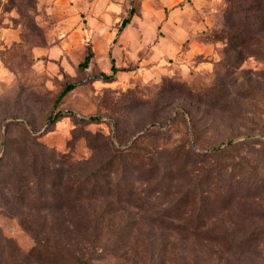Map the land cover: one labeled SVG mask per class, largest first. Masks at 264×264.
I'll return each instance as SVG.
<instances>
[{
    "label": "rangeland",
    "instance_id": "374dc122",
    "mask_svg": "<svg viewBox=\"0 0 264 264\" xmlns=\"http://www.w3.org/2000/svg\"><path fill=\"white\" fill-rule=\"evenodd\" d=\"M212 14L213 49L189 60L187 73H165L151 82L135 75L105 80L79 66L74 69L72 59L66 69L57 57L36 56V47L57 43L58 21L49 6L40 8L38 0H0V27L12 22L24 30L21 41L0 44V184L4 177L22 171L34 181L33 173L22 164L31 162L34 154L38 161L55 154L76 162L79 170H92L122 154L128 166L130 158L138 166L142 156L154 158L158 151L187 152L191 147L209 151L215 146L223 149L218 158L223 167L238 173L241 165L245 176L264 177V0H219ZM243 30L258 33H253V45L237 46L228 36ZM74 81L80 83L59 105L67 114L47 124L65 84ZM91 115L100 119L89 120ZM232 137L236 139L230 145ZM130 171L134 172L131 166ZM37 189L32 184L36 195ZM81 204L82 212L75 207L67 215L89 216L90 212L98 216L96 231L86 233L87 240L77 250L92 256L90 264L138 261L142 255L129 258L120 256L122 251L117 255L110 251L112 238L125 232L129 233L125 250L138 251L144 244L140 232L155 234L151 250L159 263L165 246L154 237H160L161 229L145 226L142 210L118 208L102 216L101 200L84 198ZM230 212L238 224L241 211L226 214ZM213 214L220 217L219 211ZM57 217L66 215L20 203L1 184L0 264H36L29 254L38 241L43 242L37 246L41 252L45 244L56 250L63 246L76 250V237L84 227H61ZM98 232L103 239H92L91 244L89 240ZM103 248L101 255L97 250ZM166 249L172 253L168 264H221L196 243L172 238Z\"/></svg>",
    "mask_w": 264,
    "mask_h": 264
},
{
    "label": "trees",
    "instance_id": "16d2710c",
    "mask_svg": "<svg viewBox=\"0 0 264 264\" xmlns=\"http://www.w3.org/2000/svg\"><path fill=\"white\" fill-rule=\"evenodd\" d=\"M261 29L264 30V26ZM212 31L211 28L204 31L199 39L213 43L215 40L211 39ZM253 33L258 34L256 31L243 30L229 32L228 36L237 46L247 47L248 44L253 45ZM92 56V48L88 44L79 67H88ZM97 75L105 80H112L116 76L115 72ZM79 83L74 81L65 84L47 118V124L67 114L59 105L64 96ZM88 119L98 120L100 117L91 115ZM235 139L236 137H232L227 143L231 145ZM222 151L220 146L209 151H197L193 147L187 152H179L178 149L158 151L154 158L142 156L138 166V161L130 158V166L134 172L130 171L123 154L92 170H84L82 167L79 170L80 165L76 162L58 156L56 158L55 154L50 160L41 156L42 159L38 161V154H34L31 162H22L33 173L34 181L27 180V173L22 171L15 172L14 176L4 177L1 184L20 203L66 215V218H56L61 221V227H84L83 231L79 230L82 234L76 237L78 242L76 250L73 251L65 246L56 250L45 244V252H41L37 246H42L43 242L38 241L29 254L36 264H90L92 256L86 257L87 255L79 254L77 250L82 249L79 243L87 240L86 233L96 231L98 216L90 212L89 216L67 215L75 207L82 212L81 203L84 198L90 201L101 200L102 216L118 208L142 210L145 213L142 217L144 225H154L161 229L160 237H154L161 240L162 247L165 246L160 252L161 255H158L159 263L155 262L156 256L151 250L156 244L152 239L155 234L140 232V240L144 243L143 250L140 251L134 247L125 250L124 243L129 237L128 232L112 238L110 251L113 253L122 251L119 255L123 257L128 254L129 258L142 255L133 264H168V260H172L167 257H171L172 253H168L166 246L172 238L206 247L211 259L214 258L213 262L217 259L221 264H242L245 260L247 264L253 261L264 264V177L254 176L251 179L253 176H245L241 165H238L241 169L238 173L233 168L223 167L218 162ZM32 184L38 186V195L32 190ZM233 209L241 211L243 215L236 217L238 224L232 218L231 212L230 215L226 214ZM218 211L220 217L212 216ZM247 223H250V229L247 228ZM92 239L100 241L103 237L98 232L89 240L91 244ZM103 251L104 248L97 250L101 255ZM94 252L96 253L95 250L92 251Z\"/></svg>",
    "mask_w": 264,
    "mask_h": 264
},
{
    "label": "crops",
    "instance_id": "0c3cea01",
    "mask_svg": "<svg viewBox=\"0 0 264 264\" xmlns=\"http://www.w3.org/2000/svg\"><path fill=\"white\" fill-rule=\"evenodd\" d=\"M219 0H38L57 18L58 39L38 46L36 56L57 57L68 69L79 66L88 44L90 74L142 76L151 82L165 73H187L189 60L209 54L213 44L199 36L213 26ZM124 22V20H126ZM20 23L2 24L0 44L21 41Z\"/></svg>",
    "mask_w": 264,
    "mask_h": 264
}]
</instances>
